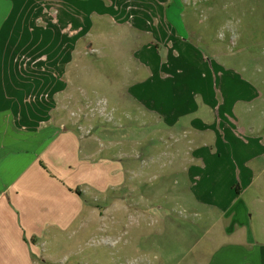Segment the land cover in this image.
Listing matches in <instances>:
<instances>
[{"label":"crops","instance_id":"crops-1","mask_svg":"<svg viewBox=\"0 0 264 264\" xmlns=\"http://www.w3.org/2000/svg\"><path fill=\"white\" fill-rule=\"evenodd\" d=\"M107 1L112 5L99 0H0V264H44V245L55 242L86 212L84 183L91 172L86 162L93 152H83L90 142L79 129L64 128L59 114L65 82L77 74L71 70L82 56L79 49L90 51L93 45L95 17L145 35L142 58L136 57L138 52L132 57L127 97L159 117L167 130L182 131L189 151L195 147L189 161L200 164L190 173L198 202L235 224L262 216L253 206L264 198V135L253 134L242 123H250L248 107L259 99L258 90L186 45L171 28L168 0ZM193 14L185 11L188 38L194 33ZM31 59L53 67V73L23 69ZM69 98L77 96L72 92ZM249 131L251 137L245 135ZM79 157L86 164L78 188L73 172ZM245 196L254 203L249 205ZM240 250L211 264H231L239 257L242 264H264V251L240 255Z\"/></svg>","mask_w":264,"mask_h":264},{"label":"rangeland","instance_id":"rangeland-1","mask_svg":"<svg viewBox=\"0 0 264 264\" xmlns=\"http://www.w3.org/2000/svg\"><path fill=\"white\" fill-rule=\"evenodd\" d=\"M165 9L172 30L186 45L258 90L259 99L248 107L250 123H242L244 128L250 125L253 134L264 135V0H168ZM185 11L194 13L189 38ZM94 21L93 45L90 51L79 49L82 56L71 70L77 74L65 82L59 114L64 128L79 129L90 142L83 152H93L86 162L91 167L84 183L87 209L55 242L44 245V264H211L238 248L240 255L251 249L263 252L264 198L253 206L262 216L244 220V225L205 208L191 188L190 173L200 167L189 161L195 147L189 151L182 144L187 140L182 131L167 130L159 117L138 109L127 97L134 76L132 57L138 52L136 57L142 58L145 35L118 28L107 17ZM26 68L54 69L32 59L25 60ZM72 92L76 100L69 98ZM251 131L245 135L251 137ZM82 158L73 172L78 188L86 164ZM231 262L243 263L240 257Z\"/></svg>","mask_w":264,"mask_h":264}]
</instances>
